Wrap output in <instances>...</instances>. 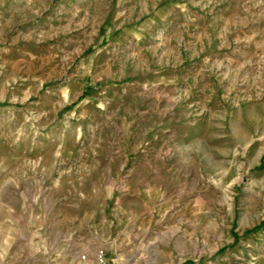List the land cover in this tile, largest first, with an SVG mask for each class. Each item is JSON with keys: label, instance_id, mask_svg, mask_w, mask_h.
Segmentation results:
<instances>
[{"label": "rangeland", "instance_id": "1", "mask_svg": "<svg viewBox=\"0 0 264 264\" xmlns=\"http://www.w3.org/2000/svg\"><path fill=\"white\" fill-rule=\"evenodd\" d=\"M101 249L264 264V0H0V264Z\"/></svg>", "mask_w": 264, "mask_h": 264}, {"label": "built area", "instance_id": "2", "mask_svg": "<svg viewBox=\"0 0 264 264\" xmlns=\"http://www.w3.org/2000/svg\"><path fill=\"white\" fill-rule=\"evenodd\" d=\"M98 261H99V264H118L115 261H108L106 258L105 251L103 249L98 251Z\"/></svg>", "mask_w": 264, "mask_h": 264}]
</instances>
